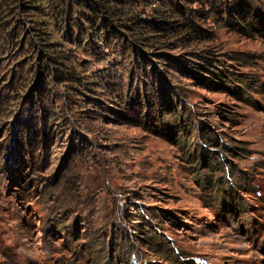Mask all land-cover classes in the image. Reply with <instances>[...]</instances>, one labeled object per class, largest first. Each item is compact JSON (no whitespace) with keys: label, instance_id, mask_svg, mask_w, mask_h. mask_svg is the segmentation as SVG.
<instances>
[{"label":"rangeland","instance_id":"rangeland-1","mask_svg":"<svg viewBox=\"0 0 264 264\" xmlns=\"http://www.w3.org/2000/svg\"><path fill=\"white\" fill-rule=\"evenodd\" d=\"M120 2L0 0V264H264V0Z\"/></svg>","mask_w":264,"mask_h":264},{"label":"trees","instance_id":"trees-1","mask_svg":"<svg viewBox=\"0 0 264 264\" xmlns=\"http://www.w3.org/2000/svg\"><path fill=\"white\" fill-rule=\"evenodd\" d=\"M120 1L121 0H47V2L49 4H52L54 7H58L57 12L59 13V15H62V17H64V18L67 17L69 14L73 13L74 9H76V10L79 9L81 13L83 12L82 9L84 7H87L88 10H92V11H94V9H98V12H99L98 17H100V21H101L102 25H105L106 27L109 26L110 28L114 27V25H115L113 23L114 22L113 19L116 20V24H120V21H121L120 15L124 14L125 18H127L129 16L132 20L129 23L124 22V24L123 23H121V24L126 26L130 31H133L132 33H133L134 37L136 38V40L142 41V42H139L141 45L149 46L151 43L157 42L158 40H154L156 38V36L151 35V34L150 35L145 34L144 26L139 24V22H138L140 18L138 19L132 13L130 15H128V12L122 11L123 9L120 7V4H122V3ZM169 1L171 2V0H169ZM169 6L170 7H167L165 9L166 10H168V9H171V10L179 9V5L176 2H174L172 5L170 3ZM177 12H179V11H177ZM161 14L163 15V12H161ZM83 15H85V14H83ZM108 16L111 18L108 19ZM155 18H159L158 15ZM91 19H92V22H94L95 18L90 17V20ZM76 20H79V19L77 18ZM79 21L81 22V20H79ZM157 21L162 22L165 20L158 19ZM80 22L75 21L74 24H77V23L80 24ZM157 36H160V35L157 34ZM45 60H48V59H45ZM47 63L48 62H46V64ZM49 63H51V66L53 67L52 70L54 72H56V73L52 74L53 79H55L61 75L63 81H67V82L69 81L72 83L80 81L74 74H71L70 72H68V73H66V75H64L61 73V71H59V69L56 66H54L52 64V62H49ZM194 64L198 68L203 67L199 62L194 61ZM38 67H41V66H38ZM37 70H39V68H37ZM188 71L190 73H192L197 78L198 75L193 69H188ZM212 75L216 77V74L212 73ZM219 75H221V74H219ZM173 118H177L179 120L181 117L179 115H178V117L173 115ZM139 198H140L139 196H135V199H139ZM142 212L143 213H141V214L138 213V215L140 216V219H141V223L144 225V227L148 228L149 232H151V237H153V238L157 237V235H158L157 229H153L151 224L149 223L148 219L146 220L144 217V216H146L149 218L148 213L145 212L144 208H143ZM158 229H160V228H158ZM138 238H139V240L142 241L143 237L140 236ZM155 240H154L155 243H152L153 241L148 240L147 242H144L143 245H145L149 249H152L153 251H159L158 247L160 246V244H159V242H157ZM151 244H153V245H151ZM128 256H129V254H128Z\"/></svg>","mask_w":264,"mask_h":264}]
</instances>
